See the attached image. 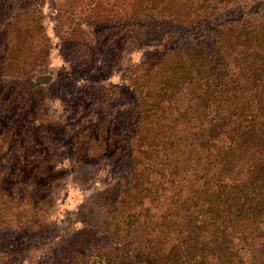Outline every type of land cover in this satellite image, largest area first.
Listing matches in <instances>:
<instances>
[{
	"label": "rangeland",
	"instance_id": "374dc122",
	"mask_svg": "<svg viewBox=\"0 0 264 264\" xmlns=\"http://www.w3.org/2000/svg\"><path fill=\"white\" fill-rule=\"evenodd\" d=\"M139 1L134 9L127 7L128 0H0V56L26 37L14 56L24 72L7 68L8 78L0 69V89L29 88L32 64L24 62L35 58L33 69L41 72L36 81L42 86L36 95L45 99L38 111L41 139L36 143L47 142L49 130L63 132L52 157L62 178L52 184L46 202H40L37 225H24L16 214L0 224V264H172L196 251L185 236L189 217L204 214L207 207L199 198L204 154L199 144L208 126L196 117L179 120L190 100L188 88L171 96L165 87L157 103L146 104L151 122L141 126L150 133L142 144L134 131L138 126L133 127L139 118L129 128V117L141 113L143 98L157 94L152 73L165 64L170 46L209 45L218 40L213 29L263 21L264 0H209L204 19L196 13L187 18L177 0H159V12L150 22L139 20L144 6ZM126 7L129 15L121 16ZM150 68L156 70L148 72L145 84L142 74ZM51 83L57 86L51 89ZM207 111L210 118L213 113ZM20 122L25 128V121ZM110 126L114 141L105 146ZM18 130L0 148V159L7 154L0 160V178L5 173L9 182H15L22 167L13 145L30 135ZM0 131L8 130L1 124ZM139 148H148L152 162L138 156ZM170 153L180 159L177 171L169 167L174 160ZM186 160L194 163L185 165ZM185 168L191 172L184 175L180 169ZM15 188L19 194L31 191L28 182ZM43 224L49 229L39 233L37 226ZM212 235L209 229L202 237L206 241ZM233 246L242 249L241 264H253L252 257L264 253V226L245 244L234 239ZM210 258L202 264H213ZM189 259L186 264L199 262Z\"/></svg>",
	"mask_w": 264,
	"mask_h": 264
},
{
	"label": "trees",
	"instance_id": "16d2710c",
	"mask_svg": "<svg viewBox=\"0 0 264 264\" xmlns=\"http://www.w3.org/2000/svg\"><path fill=\"white\" fill-rule=\"evenodd\" d=\"M138 1L128 0L127 7L137 8ZM196 1L177 0L178 4H182L187 18H190L189 14L192 17L195 13L197 18H207V13L202 11H206L209 0H199L200 3ZM139 2L144 5L141 7L143 16L139 20L150 22L153 20L152 14L159 12V0ZM127 7L120 13L121 16L129 15ZM211 33L215 34L218 40L213 39L209 45L198 44L188 49L170 46L166 56L168 58L162 67L157 70L156 67L145 70L142 74L145 84H148V77H151L148 72L156 70L151 78L153 86L158 87L157 94L151 92L153 97L149 95L143 98V103L139 105L141 113L136 112L134 117H129V128L132 122L139 118V121L133 123V127L138 126L134 131L135 135H138L136 139L142 144L146 134L150 133L147 128L143 129L147 122H151L150 117L148 118L151 109L146 104L157 103L160 92L165 87L169 89L171 96L180 89L188 88L189 92L186 90V94L190 96V100L184 111L178 113L179 120L187 122L190 117H196L195 120L202 119L208 126L205 137L199 144L202 148L200 154L204 153L201 155L202 165L199 169L202 173L200 180H203L199 198L207 207L203 211L204 214L189 217L190 227L185 236V240L191 243L190 248L194 247L196 249L193 250L196 251L187 254L183 261L176 259L172 264H186V258H190L188 262H194L196 258L199 260L198 264H202L208 262L209 257L213 264H233L235 259L241 264L238 253L242 249L235 248L233 240L245 244L258 232L260 226H264V16L260 22L250 21L241 27L213 29ZM25 41L26 37L15 43V46H9V54L5 52V55L0 56L1 73L6 72L8 78L11 71L24 72V68L15 64L18 59L14 56L20 52ZM36 61L34 58L24 62L28 63V66L32 64L28 70H33V73L26 82L29 88L23 92H16L12 87L5 91L0 89V125L4 124L8 130L6 134L0 131V148L6 142L5 146L9 144L8 134L12 137L18 129L30 134L27 141L13 145L17 148L16 156L22 159L21 171L14 179L15 182H9L5 173L0 178V224L16 214L15 218L23 219L24 225H37L40 221L38 215L43 210L40 202H46L52 184L62 178V171L55 169L56 165L52 161L58 146L56 139L62 135V130H49L47 142L36 143L37 139H41V127L37 125L40 117L38 111L45 100L44 97L39 99L36 95L37 87H42L36 81L41 72L39 69H33ZM54 86L57 84L48 85L51 89H54ZM31 90L33 92L29 93ZM207 110L213 113L210 118L207 116ZM20 121H25V128L24 123ZM106 134L108 140L105 141V146L114 141L112 126L107 129ZM88 137L93 142L100 141L95 135ZM138 150H142L138 156L147 159L149 163L152 162V154L148 148ZM170 155L174 160H170L169 167L177 171L174 165L177 161L180 162V159L174 158L171 153ZM6 157L7 154L0 160ZM81 157L80 153L78 160ZM182 162H185V165L190 163L189 160ZM132 163L133 166L136 164ZM180 171L185 172L184 175L191 172L186 168ZM198 174L199 172L193 175L194 180ZM27 182L31 191L21 190L19 194V189L16 191L15 187L26 186ZM33 189L37 190L36 193H33ZM27 202L36 203L28 209H23ZM37 228L40 229L39 233L49 229L44 224ZM209 229L213 235L211 240L205 241L202 236ZM176 256L180 258L182 254ZM251 260L253 264H264V253L254 255Z\"/></svg>",
	"mask_w": 264,
	"mask_h": 264
}]
</instances>
